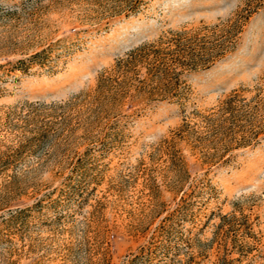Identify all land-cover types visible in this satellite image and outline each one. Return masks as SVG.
I'll return each instance as SVG.
<instances>
[{"label":"rangeland","instance_id":"obj_1","mask_svg":"<svg viewBox=\"0 0 264 264\" xmlns=\"http://www.w3.org/2000/svg\"><path fill=\"white\" fill-rule=\"evenodd\" d=\"M179 38L214 60L177 67L179 96L102 89L129 50ZM258 96L264 0H0V154L19 150L0 174V264H264ZM224 216H247L246 255Z\"/></svg>","mask_w":264,"mask_h":264},{"label":"trees","instance_id":"obj_2","mask_svg":"<svg viewBox=\"0 0 264 264\" xmlns=\"http://www.w3.org/2000/svg\"><path fill=\"white\" fill-rule=\"evenodd\" d=\"M158 41L155 43H143L131 50L128 51L125 57L121 58L117 64V74L115 76H105L102 77L101 85L102 89L113 90L118 94L126 93L128 87L133 84L132 81H139V89L143 91H148L152 95L161 96L162 99L167 96H179L181 94V85L178 82V77L183 73L177 71V67H182L184 70H197L199 68H207L214 63V60H197L196 55L192 51L195 49L190 45L180 44V38L175 42L170 39L167 41ZM205 48V47H204ZM45 50L41 52H36L27 59H20L14 67V69L27 71L30 65L40 59ZM42 63V61H39ZM142 69L146 70V77L140 79L139 74ZM259 97V96H258ZM260 102L263 100V97H259ZM243 106L249 105L248 103L242 104ZM238 105L236 98H230L225 102L223 108L225 113L230 114V119L239 120L243 110V106ZM256 109L257 106L255 107ZM246 114V113H243ZM245 116V115H244ZM259 129H252L250 133L244 134L242 136V141L240 145L249 143L252 139H256L260 133ZM264 130V129H263ZM17 152L19 150H16ZM2 152L0 154V174L7 169H9L12 164L15 162L17 152ZM224 221L228 224V229L225 231L226 241L228 237H234V244L238 248L239 252L243 255H246L248 252V243L240 242L237 243L239 237L247 236L250 231V224L248 222L247 216L243 218H237L235 216L227 217L224 216ZM237 221V222H235ZM223 226V224H222ZM221 226V227H222ZM237 244V245H236ZM239 263L243 264L240 258L236 259ZM220 264H233V260H227L222 258Z\"/></svg>","mask_w":264,"mask_h":264}]
</instances>
